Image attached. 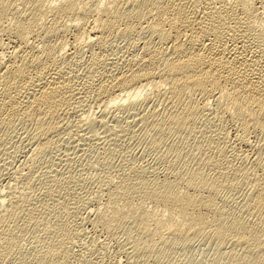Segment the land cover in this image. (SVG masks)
Returning <instances> with one entry per match:
<instances>
[{"label": "bare ground", "instance_id": "obj_1", "mask_svg": "<svg viewBox=\"0 0 264 264\" xmlns=\"http://www.w3.org/2000/svg\"><path fill=\"white\" fill-rule=\"evenodd\" d=\"M36 1L19 12L16 7H26L27 0H0V32L3 21L11 16L9 28L18 42L7 59L1 53L2 48L0 50V133L18 123L31 124L34 137L42 141H37L39 144L32 151L40 158L48 151L46 137L54 130L58 116L90 95L98 98L104 109L128 111L136 116L139 108L153 101L159 108L162 106L160 111L154 106L148 114L141 112L147 115H141L142 121H139L146 128V136L150 134L151 142L159 145L166 143L162 139L166 134L192 135L205 121L209 145L214 152L204 149L199 152L211 165L225 160L226 165L220 166L219 171L222 178L243 176L249 181L252 189L247 211L242 208L238 212H226L227 208L217 203L220 181L213 180L208 173L189 171L183 164L177 166V170L173 168L174 172L166 170L167 175L162 180L145 167L135 172L125 168L115 177L104 178L105 199L103 202L97 199L99 206L92 223L111 240L124 235L125 245L131 249L128 250L134 260L149 256L156 261L161 251L170 252L172 246L183 247L194 238L212 235L217 243L230 244L224 253L217 247L212 258L215 264H264V47L256 42L259 24L263 21L258 8L251 0H206L201 7L200 0H64L46 7ZM89 1L98 4L95 3L94 10L86 12L84 6ZM48 15L58 23L64 19L81 23L74 41L93 49L89 64L86 63L87 82H77L68 64H58L57 57L53 58L48 48L50 44L41 50L39 47L43 46L36 45V41H47L54 34L56 38L63 27L44 24ZM116 26L119 30L114 33ZM135 31L145 40L131 38L130 53L127 51L116 60L104 55L116 36L136 37ZM31 39L36 42L35 46L30 43ZM57 45L54 53H63L66 45ZM94 48L97 51L94 52ZM73 54L70 57L75 59ZM125 66L133 68L123 73ZM81 106L83 108V104ZM226 117L235 124L240 144H249L250 137L254 136L253 162L243 170L237 167L240 171H231L232 161L227 160L220 145L222 136L218 132L223 130ZM214 135L217 137L213 138ZM173 156L174 163L170 164L177 165L179 156ZM23 192L7 199H12L7 203L3 201L5 197L0 199V251L16 245L13 229L23 214L26 220L21 229L30 224L34 228L45 227L44 231L36 229H41L49 241L42 255L44 259L53 260L68 254L78 240L63 220L51 224L46 219L48 207L52 205L50 189L40 194L36 202L27 201ZM124 236L119 239L125 243Z\"/></svg>", "mask_w": 264, "mask_h": 264}, {"label": "rangeland", "instance_id": "obj_2", "mask_svg": "<svg viewBox=\"0 0 264 264\" xmlns=\"http://www.w3.org/2000/svg\"><path fill=\"white\" fill-rule=\"evenodd\" d=\"M9 1L12 2L14 0ZM35 1L36 0H27L28 3L26 2L25 5H30ZM37 1H41L46 7V5H55L56 1L57 3H60L64 0ZM89 2L91 3V1ZM89 2L84 6L86 12L94 10V7H96L95 3L98 4V2L92 1L91 5ZM199 2L200 4H198L201 7L206 0H200ZM251 2L256 8H258L260 16L262 15L261 17L263 21L261 20L262 23L259 24V29L257 31L258 40L256 42L259 43V46L264 47V0H251ZM29 5L26 7L19 5L16 8L19 12H23V9L25 10ZM46 18V23L44 22V24L47 26L50 23L53 26L62 25L63 27L65 24L66 27H62L61 31L58 30L59 33H56V38L54 37V34L53 37H50L51 40L49 38L47 41L45 40L40 43L39 41H36L38 42L36 43L31 39L29 40L30 43L33 42L34 46L35 43L37 46H43L39 47V50H41V48L44 49V46L46 48L50 44L51 46L48 48H51L53 58L57 57L59 60L56 59L58 64L59 62L64 66L68 64L69 69L72 70L71 72L74 71V74H72L76 75L77 82H87V64H89L90 54L93 52V49L83 46V43L81 42L79 46V43L74 41L77 40L75 39V36L77 37L81 23L77 21L75 22V20H69V22L66 19L59 21L58 23V21H53V17L49 15ZM11 19V16H8V18L3 21L2 27H4L0 32V50L2 48L1 53L3 52L4 59H7L18 46L17 39L15 38L13 31L9 28ZM64 21H66V23ZM121 27L119 28L121 29ZM7 29L10 30V32H8ZM116 30L117 26L114 33L119 29ZM136 33L137 32L135 31L133 35ZM136 37H132L131 35H125V37H122L121 35L116 36L110 46L105 50L104 55L106 54L105 56L108 59L111 58L110 60H116L118 57V59H120L121 56L124 57L127 51L130 53V47L132 46L133 40L135 39L134 41H136V39H140L141 41V37L143 36H140L138 32ZM131 38L134 39L131 40ZM142 40L144 41L145 38L143 37ZM140 41L138 40V42ZM58 43L66 45L63 51V53L66 54H60L58 52L57 54L54 53L57 51L56 49L59 46L57 45ZM54 47H56V49ZM35 48L37 50L38 47ZM95 51H97L96 48H94V52ZM72 54L73 56L75 55L74 58H77L76 60L71 58ZM76 62L77 64H75ZM126 67L127 66H125V70L121 72L128 73L130 68H133V66H130L127 67V70ZM77 77L79 79H77ZM84 98L82 99L83 102L82 100L80 101L81 103L79 102L80 105L76 104L74 107L76 109L78 107V110H74V108L71 110L69 109L67 112L64 111L63 115L62 112L60 117L58 116L59 119L56 120L57 122L55 121L56 123L54 124V132L50 131L47 134L48 136L46 138L47 142L49 141V144H47V142L45 144L48 151L45 148L47 152L44 151L46 154L44 155L43 153L44 156L42 155L40 157L41 159L32 152L42 141L39 142L34 137L35 132H32V130L34 131V126H31L32 129L30 127L31 124H26V122L18 123L17 125L15 124L14 127L11 126V128L6 129L8 133L6 131H1L2 134L0 133L2 135L0 137V140L2 138L0 141V199L2 200V198L5 197L6 199L4 198L3 201L6 200L7 203V201L12 200L13 197L20 196V193L22 192L19 193V191L24 190L23 193L26 192L25 194L27 195V198L25 197V194L23 197H25L27 201L36 202L39 200L37 198L40 194L43 195L50 189L52 205L50 204L49 207L47 206L49 210L47 209L48 211L45 215L46 219L51 224L58 220H63L66 223L69 232L74 231L73 233L75 235L77 233V237L78 235H81L79 239L74 235V239L78 240V242L75 241V243L78 244H74L75 246L73 245L70 247L71 249H69L68 254L60 256L57 259H44L42 257L43 252L49 247V241L43 232L45 227L42 225L43 228L41 226L34 228L35 226L30 224L33 227L29 225L30 227L28 226V228H26L25 226V228L21 229V225L26 220L23 218L22 214L16 221V225L13 229V236L16 240L14 244L16 245L8 250L4 249L0 251V264H215L212 258L215 256L217 247H219L221 253H224L229 250L230 244L229 246L226 245L228 244L227 242L219 244L217 243L216 238L212 235L197 237L198 239L194 238L192 239L193 241H190L191 243H185L186 247L184 244L183 247L179 248L172 246L170 252L161 251L159 252L160 254L156 261H154L151 256L150 259L149 256H146L147 258L144 257L141 260H134V258L130 256L131 252L129 250L131 249L125 245L127 244V240L124 235H119L118 237L123 238L124 236L125 243L124 241H121V238V240L119 238H117L119 240L115 238L116 241L111 240L103 231H101L100 228L97 227V229L92 223L95 218L93 216H95L97 207L99 206L97 202H103L105 199L104 193L107 191V186L104 185L103 181L111 176L115 177L117 174L123 173L125 168L135 172L138 168L145 167L146 170H150L149 172L155 175L156 178L158 177L159 180H162L164 176L166 177L167 175L166 170H168V172H174L173 168L177 170L179 168L177 166L183 164L189 171L208 173L210 178L220 181L218 187H220L221 191L217 203L219 206L222 205L225 209L227 208L226 212H238L243 209V211H247L246 208L248 205L246 204L249 202L251 193L249 190L252 189L249 181L243 178V176L233 177L229 175L222 178L219 171L220 166L226 165L225 160L221 159L219 164L211 165L206 161V156L199 152L200 149L214 152L209 145V133L206 131L205 121L196 127V130L192 135L185 133H176L172 135L166 134L162 137V139L166 140V143H164V145H159L151 142L150 134L149 136H146V128L142 127L143 125H141V122L139 121H142L140 117L142 118L143 116L141 115L146 116L152 109H154V106L157 111H160L163 108L162 106L159 108L160 105L158 106L157 103L153 104V101L152 103L141 107V110L139 108L140 111H137V116H139L137 117L136 113L132 115L128 111L121 110L120 112V110L114 111V109H111L110 111L108 110L110 109L109 107L108 109L100 107L102 105L100 103L101 101L97 100L98 98L94 95H90L89 97L84 96ZM81 104H83V108ZM77 105H79L80 108ZM209 107L212 109L213 104L210 103ZM143 111H146V113L147 111L149 112L147 114H142L141 112ZM226 118V120L224 119L225 124H223V130H219L220 133L218 132V134H221L222 136V143L220 145L224 148L227 160L229 159L232 161L231 171H240V169L243 170L242 168L244 166L247 167L253 162L255 155L253 143L255 140L252 137L254 136L250 137L251 144H240L237 141V128L235 124H233L228 117ZM21 124H24V126H21ZM15 126H17L16 129ZM12 128H14V131H11ZM26 128L28 129L26 130ZM9 129L10 131H8ZM55 129L57 130L55 131ZM3 133L6 134L5 137ZM30 135L33 136L30 137ZM216 137L217 135L213 136V138ZM30 139H33L34 141ZM37 141L39 142L38 144H36ZM231 152L233 153V156L231 155ZM173 155H178L181 163L176 161L177 165H171L170 163H174ZM168 162L170 166L168 165ZM242 163L243 166L240 167L239 165H242ZM233 165L236 166V169H234L235 167ZM167 166H169V169ZM61 175L64 178H62ZM23 176L26 177L24 178ZM53 181L55 186L53 185ZM58 183L63 184L59 187ZM60 188L61 190H59ZM42 195H40V197ZM23 197L22 199L20 198L21 201L24 200ZM9 198L12 199L7 200ZM27 206L26 208H28ZM37 228H41L43 231H41V229L36 231ZM40 231L43 236L40 234ZM106 237L108 239H106Z\"/></svg>", "mask_w": 264, "mask_h": 264}]
</instances>
